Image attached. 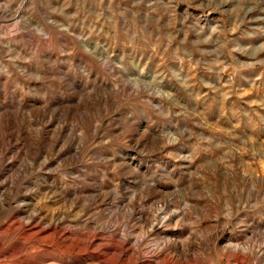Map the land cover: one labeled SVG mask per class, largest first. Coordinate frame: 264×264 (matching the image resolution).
Returning <instances> with one entry per match:
<instances>
[{"label": "rangeland", "instance_id": "rangeland-1", "mask_svg": "<svg viewBox=\"0 0 264 264\" xmlns=\"http://www.w3.org/2000/svg\"><path fill=\"white\" fill-rule=\"evenodd\" d=\"M29 215V264H264V0H0V264Z\"/></svg>", "mask_w": 264, "mask_h": 264}, {"label": "bare ground", "instance_id": "bare-ground-1", "mask_svg": "<svg viewBox=\"0 0 264 264\" xmlns=\"http://www.w3.org/2000/svg\"><path fill=\"white\" fill-rule=\"evenodd\" d=\"M34 213V212H33ZM27 217V216H26ZM25 217V218H26ZM63 222V221H62ZM64 223V222H63ZM63 223H59V221H55L54 219H50L49 221L43 222H35L32 219V215H29L26 219L22 220H16L14 224H16L17 228H21L23 230L22 237L25 241L24 243H18L16 242L12 249L8 250L7 252H4L1 257L5 259H9L11 256H16V263L19 262V264H29L26 263L25 260L22 258L23 251L24 250H30L35 248L36 246H29L28 243L30 242V239L33 237L39 238L40 241H44L45 239H54L56 234L58 233L57 230L59 229V226H62ZM158 224V223H157ZM157 226V225H156ZM10 230L15 227L13 224L8 226ZM161 227V226H160ZM111 228V227H110ZM13 230H16V228H13ZM21 231V230H20ZM72 233V232H71ZM19 234V233H18ZM45 234V235H43ZM41 235H43L41 237ZM63 235V234H62ZM73 235V234H71ZM70 235V236H71ZM21 236V235H20ZM7 237V236H6ZM64 238V237H63ZM123 238V237H122ZM67 242V238L62 239V243ZM39 243V242H38ZM37 243V244H38ZM91 244V242L86 241L84 245ZM101 244V243H100ZM44 246V245H43ZM96 246V245H95ZM42 247V246H41ZM97 247H100V245H97ZM38 248V247H37ZM3 260V261H4ZM46 260V259H45ZM2 261V262H3ZM6 261V260H5ZM38 262V261H37ZM1 263V262H0ZM39 263V262H38ZM40 264H43L41 262Z\"/></svg>", "mask_w": 264, "mask_h": 264}]
</instances>
